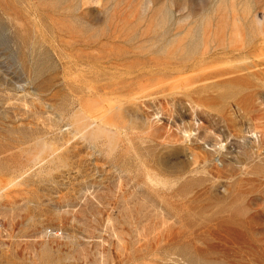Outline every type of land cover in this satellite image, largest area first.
<instances>
[{
	"label": "rangeland",
	"instance_id": "obj_1",
	"mask_svg": "<svg viewBox=\"0 0 264 264\" xmlns=\"http://www.w3.org/2000/svg\"><path fill=\"white\" fill-rule=\"evenodd\" d=\"M0 264H264V0H0Z\"/></svg>",
	"mask_w": 264,
	"mask_h": 264
},
{
	"label": "bare ground",
	"instance_id": "obj_2",
	"mask_svg": "<svg viewBox=\"0 0 264 264\" xmlns=\"http://www.w3.org/2000/svg\"><path fill=\"white\" fill-rule=\"evenodd\" d=\"M83 120V119H82ZM80 124H81V126H82V128L85 130H89V128H90V125L91 124H86V121H82V122H80ZM81 129V128H80ZM92 130V129H91ZM90 133H92V131L90 132ZM89 134V133H88ZM40 152H41V150H39V151H37V152H35L34 153V155L35 156H38V155H40Z\"/></svg>",
	"mask_w": 264,
	"mask_h": 264
}]
</instances>
